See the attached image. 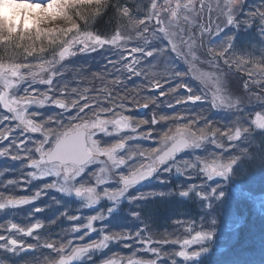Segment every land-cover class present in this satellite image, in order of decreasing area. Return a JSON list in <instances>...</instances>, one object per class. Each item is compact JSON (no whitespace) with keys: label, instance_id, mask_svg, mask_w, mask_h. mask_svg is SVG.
<instances>
[{"label":"snow or ice","instance_id":"snow-or-ice-1","mask_svg":"<svg viewBox=\"0 0 264 264\" xmlns=\"http://www.w3.org/2000/svg\"><path fill=\"white\" fill-rule=\"evenodd\" d=\"M40 9H47L53 0H25ZM242 0H149L146 14L135 16L126 5L117 3V25L104 36L93 30L90 25L107 7V0L102 3H89L88 0H64L65 9L61 23L41 27L39 31H30L26 35H5L0 37V158L23 160L22 167L29 169L23 176L13 178L0 185V212L8 208L21 207L46 195L48 189L61 194L74 193L75 196L87 197V205H94L99 198L113 202L112 207L100 214L92 215L81 224H72L69 231L82 232L80 236L70 239H55L45 236L42 230L44 221L35 219L29 224H18L8 220L0 222V250L8 253L47 249L44 264H75L84 258L91 259L95 252L103 251L113 241H131L125 247L133 248L129 257L113 253L102 264H159L168 257L170 264H176L175 257L183 260L198 259L209 249L193 246L201 245L207 238L214 239V231H204L203 225L195 221L177 220L183 235L173 236L168 233H152L147 224L135 232L122 231L105 233L85 242V237L92 231H99L97 222L117 210L119 199L138 182L163 170L184 175L191 179L197 173L204 179L200 185H189L178 190L179 195L187 197L196 191L211 211L213 202L223 200L225 193L217 179L227 180L241 174L239 165L254 154L247 147L238 143L252 131L264 133V110L249 117L244 125L233 121L226 126H217L207 122L199 126L197 119H190L181 113L176 115L153 114L151 121L136 120L129 115V106L120 98H113L112 90L104 86L97 97L89 96V89L80 90L67 86L61 87L57 81L62 79L65 61L77 55L90 54L107 48L113 55L105 57L104 72L113 76L112 85L123 83L122 74L142 76L145 69L141 67L143 59L155 55L172 54L183 60L188 72L175 71L173 67L165 68L172 79H181L190 75L202 84L201 93L197 94L185 83L169 87L168 92L175 93L184 89L186 95L176 100V104L209 101L212 107L239 110L240 102L227 90L226 73L220 71V62L231 71H244L247 80L244 88L251 91L250 85L257 88L264 86V54L259 58L249 54H239L234 50V35L226 36L218 45H210L214 35H218L226 26L237 24L238 6ZM207 14V15H205ZM215 14V19H213ZM240 23L251 27L257 24L264 35V2L247 14ZM132 25L130 32L122 30L121 25ZM157 38L164 41L159 48H149ZM264 52V50H262ZM207 64L215 72L196 73L195 66ZM153 68L149 66V69ZM153 89L161 88L157 73H151ZM100 78L99 73L97 74ZM46 87H32V85ZM25 85L23 89L21 86ZM210 93V94H209ZM166 95L161 92L160 96ZM258 100H264L261 92H253ZM102 97V99H101ZM93 100L95 102H93ZM133 103L145 108L149 103H156L155 97H146L140 104L133 98ZM54 106L67 113L75 109V115L66 120L54 116L41 117L34 107ZM171 106V105H170ZM172 123L158 134L156 147L135 148L128 145L134 138L152 140V131H140V125H156L162 121ZM124 133H127L126 135ZM116 135L117 140L107 146L99 137ZM206 144L213 145L218 151L209 152L193 159L176 160V155L189 148L199 149ZM232 148L236 154L225 155ZM92 159L100 164V173H111L115 189L105 187V178L93 172L92 186L81 187L76 180L82 174V165ZM165 165H167L165 167ZM126 168V172H121ZM2 175V173H0ZM49 179V182L34 190L28 196H17L2 189L15 186L26 190L34 180ZM87 184L88 182H84ZM207 185V191H201ZM164 193H140L129 197V202L143 200ZM264 207V202L261 203ZM44 211L33 209L31 215ZM134 219L143 221L139 210L130 213ZM70 221L81 220L79 213L69 215L65 209L61 213ZM55 223L48 221L47 224ZM216 220H212L215 225ZM33 242L29 243L27 238ZM177 245L172 253L163 251V246ZM145 253L146 255H138Z\"/></svg>","mask_w":264,"mask_h":264},{"label":"rangeland","instance_id":"rangeland-1","mask_svg":"<svg viewBox=\"0 0 264 264\" xmlns=\"http://www.w3.org/2000/svg\"><path fill=\"white\" fill-rule=\"evenodd\" d=\"M89 3H102L103 0H88ZM214 3V0H212ZM264 0H242L238 6V12L236 16L237 24L226 26L218 35H214L210 41V45H218L223 41L226 36L234 35V50L239 54H251L259 58L264 52V35L260 32L257 24H253L251 27L245 26L240 23L247 18V14L255 10V7ZM107 7L114 8L112 14L117 11V3L120 5H126L129 7L135 16L142 17L146 14L148 9L149 0H107ZM0 5H16L15 9H21L24 15L32 14V22H26L23 18L18 22L12 18L11 14L5 12L4 8H0V14L6 17L0 23V37L4 35L16 36L19 34V27L22 26L23 35L28 34L30 31H39L41 27H47L52 24L61 23V18L64 16V0H53V3L47 9H40L33 4L25 2V0H0ZM107 9L95 18L90 25V30L100 33L104 36L110 34L117 25V15L111 16L115 27H107L106 18ZM207 15V14H205ZM102 19H105L101 22ZM215 19V14H213ZM13 21V22H12ZM13 24L14 26H12ZM8 27H12L9 31H5ZM37 27V28H35ZM122 30L130 32L132 25L122 24ZM13 31V34L11 35ZM164 41L157 38L149 44V48H159L163 45ZM113 55L107 48L93 52L90 54L77 55L71 59L65 61V67L62 69L63 77L58 80L57 83L63 87L67 86L69 91L72 87H77L80 90L84 88L89 89V96L95 98L99 94V90L104 86L112 90L113 98L118 102L120 98L125 99V103L129 106V115L136 118V120L146 119L149 122L152 119L153 114L159 117V115L173 116L177 113L183 114L190 119H197L199 126H203L207 122H214L217 126H226L233 121L239 120L241 124L247 125L248 118L255 113L264 110V100H258L253 95V92H261L264 96V86L257 88L255 85H250L251 91L246 90L247 94H240L234 96L239 102H244L242 99L252 102L251 105L240 104L239 110L228 109L224 107L216 108L212 107L209 101H200L196 103L176 104V100L183 95H186L184 89H177L175 93L168 92L169 87H175L177 83H185L190 86L197 94L202 91V84L194 79L191 74L186 75L181 79H172L170 73L165 72V68L171 66L175 71L188 72L187 64L180 59L175 58L172 54L153 55L142 60L141 67L145 69V74L142 76H128L127 73L122 74L123 83L117 86H113L111 79L112 75L104 72L105 57ZM149 66L153 68L149 69ZM196 73H209L215 72V69L210 68L209 65L204 64L195 66ZM220 71L226 73V85H234L239 83L244 85L247 80V73L244 71H236L232 69L227 70L222 61L220 62ZM157 73L156 79H159L161 88L153 89L151 81L153 79L151 73ZM99 73L100 78L97 74ZM25 85L21 86L23 89ZM32 87L44 88V85H32ZM161 92H165L166 95L160 96ZM210 94V93H209ZM146 97H155L156 103H149L148 110L141 111V108L133 103V98L138 100L140 104L145 102ZM102 99V97H101ZM93 102H95L93 100ZM171 105V106H170ZM32 111H38L41 113V117L47 118L48 116H54L61 119H67L69 116L75 115L76 110L72 109L67 113H62L61 110L54 106L34 107ZM169 121H162L156 125L144 124L140 125V131L147 132L150 128L152 131V140L134 138L128 141L130 147H156V139L158 134L165 131L170 124ZM261 123H264L262 121ZM125 135L127 133H124ZM102 144L105 146L115 142L117 140L116 135L99 137ZM239 147H247L250 152L254 154L253 157H249L241 162L239 169L241 174L231 177L227 180L217 179L215 184H219L223 192L225 193L223 200L219 202H213L212 210H208V205L200 198L196 191L189 193L187 197L179 195L178 190L180 188H186L189 185H200L203 181V177L197 173L192 174L191 179L184 175L177 174L175 171L168 172L163 168L156 172L155 176L148 182L140 183L132 186L124 197L118 198L119 204L116 211H113L106 218L97 222V228L99 231H92L90 235L85 237V242L95 240L101 235V231L105 233L131 231L135 232L138 228H141L146 223L149 230L155 234L168 233L173 236L183 235L181 232V226L176 223L177 220L183 221H195L197 226L203 225L204 231L213 230L214 239H205L201 245L193 246V250L198 247H207L209 250L202 254L198 259L183 260L179 257H175L176 264H201L206 259H212L215 250L226 248L233 245L240 235L241 225L252 216H264L260 211H264V207H261V203L264 202V133L259 131H252L237 142ZM218 151L213 145L206 144L199 149H193L191 146L186 149L182 154L175 157L176 160L193 159L194 156L203 157L209 152ZM237 148H232L225 155L236 154ZM20 160H17V162ZM16 163V162H13ZM24 161H20L14 165V169H19L24 164ZM167 165H165L166 167ZM83 171L79 178L76 180L77 185L81 187L92 186L91 181L95 179L92 175L96 172L102 175L105 180V187L109 189H115L117 185L110 181L111 173H100V164L92 159L84 166H81ZM23 170L22 173L25 174ZM122 173L126 172V168H121ZM3 178V176H0ZM11 178L6 179L10 180ZM49 182V179L34 180L26 188L25 196L30 195L34 190L40 188L41 185ZM84 182H88L85 184ZM4 184V183H3ZM14 186H9L10 190ZM14 193L17 196H22L21 192H18L19 188ZM201 191H207V185ZM164 193L163 196L156 195L151 196L143 200H135L129 202V197L137 196L140 193ZM166 193V194H165ZM169 199V200H168ZM170 203L165 207L166 203ZM87 197H77L74 193L61 194L60 192L52 189L46 191V195L36 200L34 203H30L21 207L8 208L5 211L0 212V222L12 220L18 224H29L32 220L39 219L45 222L46 227L42 230L45 236H51L55 239L67 240L73 236H80L82 232L72 233L69 231L72 224H81L84 219L100 214L112 207L113 202L106 198H99L97 202L92 206L87 205ZM170 209V213L167 216L166 212H163V208ZM44 208V211L36 212L30 216L33 209ZM24 209L25 211H22ZM67 209L69 215H75L79 213L82 217L81 220L70 221L61 213ZM139 210L142 214L143 221L134 219L130 214ZM212 220H216L215 225L212 224ZM48 221H55V223L47 224ZM29 243L33 242L31 238H27ZM131 243V241H113L103 251L95 252L92 254L91 259L84 258L77 261L75 264H100L106 258L112 256L113 253H117L124 257H129L134 251L133 248L125 247V244ZM178 250L177 245L168 244L163 246V251L172 253ZM49 250H31L19 252L18 254L8 253L0 250V264H44L43 259ZM138 255H146L145 253H138ZM159 264H170V259L164 257L159 261ZM213 264V263H212Z\"/></svg>","mask_w":264,"mask_h":264},{"label":"trees","instance_id":"trees-1","mask_svg":"<svg viewBox=\"0 0 264 264\" xmlns=\"http://www.w3.org/2000/svg\"><path fill=\"white\" fill-rule=\"evenodd\" d=\"M106 9L108 11L106 13L107 17L117 15V11L114 15L112 14L114 8L109 6ZM9 30L10 28H7L5 31ZM227 90L232 97L247 94L244 85L239 83L227 85ZM242 100L244 102H240V104L251 105L252 103L245 99ZM215 251L214 256L211 257L212 259H206L201 264H264V216L260 215L255 218L250 216L241 225L240 235L236 242Z\"/></svg>","mask_w":264,"mask_h":264},{"label":"bare ground","instance_id":"bare-ground-1","mask_svg":"<svg viewBox=\"0 0 264 264\" xmlns=\"http://www.w3.org/2000/svg\"><path fill=\"white\" fill-rule=\"evenodd\" d=\"M5 12L8 14H11L16 21H19L22 18H24L27 23L32 22V16H31L32 14L31 13L24 15V13L20 9H8Z\"/></svg>","mask_w":264,"mask_h":264},{"label":"clouds","instance_id":"clouds-1","mask_svg":"<svg viewBox=\"0 0 264 264\" xmlns=\"http://www.w3.org/2000/svg\"><path fill=\"white\" fill-rule=\"evenodd\" d=\"M16 7H18V6H16V5H0V8H4L5 11H7L8 9H15ZM0 15H2V14H0Z\"/></svg>","mask_w":264,"mask_h":264},{"label":"water","instance_id":"water-1","mask_svg":"<svg viewBox=\"0 0 264 264\" xmlns=\"http://www.w3.org/2000/svg\"><path fill=\"white\" fill-rule=\"evenodd\" d=\"M182 150H183V149H182ZM87 161H88V160H87ZM87 161H85L84 164H85ZM145 179H146V178H145Z\"/></svg>","mask_w":264,"mask_h":264}]
</instances>
